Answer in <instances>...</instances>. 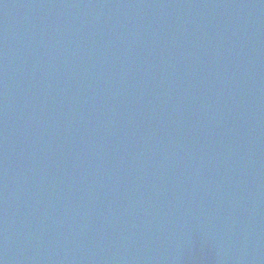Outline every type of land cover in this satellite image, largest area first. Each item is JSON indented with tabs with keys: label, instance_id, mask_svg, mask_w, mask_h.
Segmentation results:
<instances>
[{
	"label": "water",
	"instance_id": "95a60500",
	"mask_svg": "<svg viewBox=\"0 0 264 264\" xmlns=\"http://www.w3.org/2000/svg\"><path fill=\"white\" fill-rule=\"evenodd\" d=\"M3 264H264V0H0Z\"/></svg>",
	"mask_w": 264,
	"mask_h": 264
},
{
	"label": "snow or ice",
	"instance_id": "6c2138e0",
	"mask_svg": "<svg viewBox=\"0 0 264 264\" xmlns=\"http://www.w3.org/2000/svg\"><path fill=\"white\" fill-rule=\"evenodd\" d=\"M0 264H3V262H2V261H0Z\"/></svg>",
	"mask_w": 264,
	"mask_h": 264
}]
</instances>
